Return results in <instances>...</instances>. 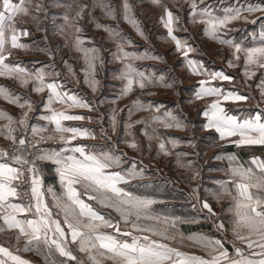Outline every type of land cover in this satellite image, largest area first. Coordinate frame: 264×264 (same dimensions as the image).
Here are the masks:
<instances>
[{
	"label": "snow or ice",
	"instance_id": "1",
	"mask_svg": "<svg viewBox=\"0 0 264 264\" xmlns=\"http://www.w3.org/2000/svg\"><path fill=\"white\" fill-rule=\"evenodd\" d=\"M48 3L65 8L63 24L53 23L52 27L54 31H60L66 40L70 37L72 48L83 54V67L79 69L83 73L82 82L95 94L101 87L97 68L103 69L105 59L99 47L85 46L83 29L76 20L84 17L85 9H89L87 15L91 17V9L96 4H85L82 0H68L67 3L65 0H48ZM152 3L163 9L160 22L168 40L174 44V54L180 57L177 66L199 78L194 85L192 99L187 103L192 106L195 100L211 98L199 111V116L204 118L200 129L192 124L190 130L193 136L188 139L162 137L154 126L189 128L192 122L183 116L179 100L173 108H168L167 105L145 101L138 96L130 105L118 109V102L134 93L137 87L141 91L148 86L175 87V75L166 77L163 72L156 75L155 71L142 70L135 63L140 60H162L160 55L149 50H125L126 45H134L133 40L119 33L118 29L97 22V28H104L110 37L115 36L119 40L110 56L122 62V67L113 73V78L121 81V86L111 99L103 94L99 99H89L66 89L64 82L56 79L62 75L56 67L57 51L61 45L51 48L47 44L43 47L36 45L35 41L32 44L21 42V37H29L30 32L27 28H18L17 18L30 16L38 24L41 19L39 13L45 11V5L35 4V12H32L30 0H19L18 3L0 0V76H15L22 85L31 82L32 92H46L42 101L44 112L38 117L45 123L29 124V113L34 111L35 102L28 97L13 95L0 86V96L24 109L19 118L0 111V119L8 121L0 127V135L11 141L8 148L0 149V220L3 221L0 231H4V226L18 230L16 245H19L21 237L26 238L22 246L13 245L15 252L10 247L0 245V264H30L16 254L21 251L43 255L45 264H105L106 260L111 261V264H264V107H260L264 103V0L222 8H215L206 0H189L188 23L202 24L204 35L230 50L226 59L228 67H239L242 61L245 82L260 71L256 85L259 90L256 109L242 116L230 114L225 103L248 101L252 97L242 94L239 87L224 86L222 82L233 81V75L227 74L225 70L210 68L202 59L190 56V53L198 51V46L189 43L193 39L190 35L180 37L176 34L181 30L188 32L187 27L180 23V5H177L174 13L167 4H161V0H152ZM100 6L105 7L103 4ZM107 8L108 15L116 19L114 7L107 5ZM121 8L122 18L144 36L128 0H123ZM73 12L74 16L71 15ZM245 13L248 15H242ZM257 13L260 15L251 23L261 22L262 30L258 35L254 33L251 40L239 41L230 35L234 31L233 22L243 20L247 23L249 15ZM44 39L47 40V35ZM12 49L45 52L49 61L40 62V67L33 64L32 68L23 65V62H6L7 57L12 55ZM62 62L67 73L79 83L73 66L67 60ZM105 104L108 105L105 109L108 128L103 126L104 114L92 117L69 111L85 109L88 113L99 112ZM137 111H146L150 115L132 121L131 117ZM122 113L126 118L121 116ZM83 120L97 121L100 124L99 136L108 143H83L86 139L95 140L97 130L64 123ZM135 125H143L141 131L149 141L148 150H151L153 140L158 141L157 155L163 153L165 156L172 154L167 147L169 144L171 149L181 143L195 148L199 146L196 131L202 130L208 134L200 139L210 140L214 132L221 150L213 159L227 160L228 164L224 169L209 168V171L225 172L223 178L215 180L219 187L214 191L201 192L200 184L192 188L189 202L195 215L177 216L174 210L167 207L158 210L154 205L162 201L157 198V192L138 194L132 190L137 186L128 181L143 177L147 169L142 160L130 159L127 152L120 150L119 144L124 143L132 150L140 151V142L133 132ZM121 126L123 133L114 141L109 133L117 134ZM48 131L52 134L40 135ZM32 140H35V144ZM55 140L59 141V147L39 146L45 141ZM228 145L237 151H226ZM255 146L260 147L259 154L250 151L247 161L239 158L238 152ZM175 155L199 157L200 153L180 152ZM126 163L128 167H124ZM183 166L189 168V181L195 180L199 171L193 162L189 160ZM46 168L50 170L49 174L54 175L55 183H47ZM139 187L155 188L150 184ZM225 196L231 197L225 209L231 214L227 221L215 212L209 200V197H213L219 202ZM103 209H112L118 216L114 217ZM200 221L208 222L216 235L192 233L185 237L178 229V224H198ZM225 223L231 227L226 228ZM228 232L232 236L230 242L224 238ZM185 239L193 241L205 254L182 251L168 243H181ZM228 243L231 244V251L226 247ZM77 253L85 254L87 259ZM57 254L59 258H55Z\"/></svg>",
	"mask_w": 264,
	"mask_h": 264
},
{
	"label": "crops",
	"instance_id": "2",
	"mask_svg": "<svg viewBox=\"0 0 264 264\" xmlns=\"http://www.w3.org/2000/svg\"><path fill=\"white\" fill-rule=\"evenodd\" d=\"M95 1V0H94ZM14 2L18 3L19 0H14ZM68 0H65V3H67ZM85 4H91L90 0H82ZM31 5L33 7L30 9L32 12H35V4H44L45 5V11L42 13H39L41 19L39 20L38 24L34 23L30 16H20L17 18V26L18 28H27L30 32L29 37H21V42L23 43H29L32 44L33 41H35L36 45H40L43 47L45 44L49 45L51 48H55L57 45H61L62 47L57 51V60H56V67L58 70L61 71L62 75L60 77H57L56 79H59L64 82L65 88L68 90H71L76 93H80L82 95L87 96L89 99H99L100 96L103 94L107 99H111L115 96V94L120 90L121 81L118 79L113 78V73L117 72L118 69H120L121 61L113 60L110 56L111 52H114L117 48V44L119 43V40L115 36L110 37L109 33L104 30V28H97L96 23H100L101 25H108L114 29H118L119 33H125V36L135 39H143V36H141L135 28L131 24L122 25L119 21H111L108 18H106L105 15H102L101 9L99 4L94 2L96 4V7L91 9V17L87 15V12L89 9H85V15L83 18H77L76 23L82 27L83 32L82 35L86 38L85 39V46L91 47L93 45L97 46L101 50V55L105 59V65H104V73H108L109 75L102 77L101 80V87L98 89V91L93 94L91 92V89L88 88L87 85H84L82 80L83 78H80L82 75H80L79 69L83 67V54L76 52L72 48V41L69 37L67 40L64 35L60 33V31L56 30L54 31L52 25L55 23L56 25L63 24V13L65 12V8L63 6L61 7H55L48 3V0H30ZM98 8V9H97ZM95 9V10H94ZM71 15L74 16V12L71 13ZM141 28L142 24L139 23ZM37 28L40 30L37 31ZM123 30V31H122ZM143 30V29H142ZM144 31V30H143ZM148 32H151L148 31ZM45 35H47V40L44 39ZM151 35V34H150ZM67 45V46H63ZM10 47V45H9ZM12 55L7 57L6 62H23V65L32 68L33 64H35L36 67H40L41 63H47L49 61V56L45 52L35 51L32 49L29 50H23V49H12ZM127 51H133L132 49ZM67 60L68 64L73 66L74 71L77 72L78 78L80 80L79 83H77L74 79H72L71 75L67 73L64 64L62 61ZM222 67V66H221ZM219 67L215 65V69L219 70H225L227 74H231L235 77V79L231 82L224 81L222 82L225 87L232 88L233 86H237L240 88V91L242 94H249L252 98L248 101H241V102H227L225 103L226 110H230V114H236L237 116H242L244 114L254 112L256 109L257 102L259 100V90L258 94H253L248 87H251L249 83H244L242 81L241 75L237 76L238 70H232L227 67ZM101 68L98 66L97 71L101 72ZM184 73V68L181 67V69H178V74ZM259 80L260 78V71L256 72ZM243 76V73H242ZM244 78V77H243ZM258 81L255 82V86L257 85ZM105 84V86H104ZM196 82L194 83V85ZM193 85V86H194ZM0 86L5 87L11 94L13 95H19L21 98L28 97L31 101L35 102L34 105V111L29 113V124L33 123H40L44 124L45 122L42 120H38V117L41 116L44 112V109L42 107V101L44 99V96H46V92L44 94H37L35 92L31 91L32 84L29 82L28 85H22L19 78L15 76H0ZM254 86V87H255ZM246 88V91H245ZM137 89V88H136ZM136 89L134 93L124 97L118 102V109L119 108H125V106L130 105L133 101L132 98L135 97ZM179 87L176 89L177 95L174 99V105L176 104L177 100L180 101V108L183 110V116L185 115V106H186V94L184 91H179ZM195 90V89H194ZM167 90L165 91V94L167 93ZM254 92V91H253ZM162 95H148V92L145 91L143 95L145 98V101L152 100L154 101V98H160L158 103L167 105V102H164L162 98H164L163 91L161 93ZM170 93L168 91L166 97V100L170 99ZM162 96V97H160ZM211 98H205L204 100H195L196 105L194 108V115H192V119H194L195 122L199 123V127L197 129H200L201 124L203 122V117L199 116V111L202 110L203 106L210 102ZM108 107L107 104L102 105L99 109V112H91L88 113L85 109H69L70 112L78 113V114H85L90 115L92 117H97L100 114H104V120H103V126L105 128L109 127L108 124V115L105 112V109ZM260 107H264V103L260 104ZM0 111H5L12 115L14 118H19L24 109H20L18 105L13 104L9 102L8 100H5L3 96H0ZM137 114L135 112L131 120L135 121L138 120V117H134ZM150 115L149 112L145 116H143L140 113V118L148 117ZM122 117L126 118L125 114H121ZM8 121L0 119V127L7 124ZM66 125H72V126H85L89 128H93L97 130V138L95 140L93 139H86L82 141L86 144H97V145H105L108 143L107 141L103 140L99 136V127L100 124L95 121H89V120H83V121H67L64 122ZM155 127L158 128L159 133L162 135V137H175V138H182L187 139V130L186 129H166L162 125H155ZM143 127H137L135 125L133 132L137 139L140 138L142 134ZM122 126L118 129V133L113 135L111 132L109 133L112 135V139L115 141L118 139L119 135H122ZM195 136H199V141L206 144V148H204L205 155H202L200 166L197 167L199 171V175L196 176L195 180L189 181L188 177L190 176V171L188 167H185L183 165L187 164L186 156L184 157H178L175 155V153H180L185 151L186 145L185 143L179 144L175 149H171L170 144L167 145L169 147L170 151L173 153L172 156L168 155L166 158H164V155L161 154V158H157L154 155V151L157 152L158 149V141L153 140L152 141V148L151 150H148V143L145 147H140V151H146L149 152V161L147 164V171L143 175V177H137L134 179H131L128 181L129 184L135 185L137 187L133 188L132 190L140 193L145 192H157L158 199L162 201V203H157L154 205L155 208L163 209L167 207L169 210H174V214L181 217H191L195 215L194 211L191 209V204L189 202L191 197L192 188L195 187L197 184H200L199 191L204 192L207 190L208 192L214 191L216 188L219 187L215 183L216 179L223 178L225 176L224 171H209V168H221L224 169L227 167L228 161L227 160H215L213 157L221 150V144L215 140V134L214 132L211 133L213 136V139H200L202 137H206L208 134L203 132L202 130H198L195 132ZM51 131L40 133V135H51ZM39 137L37 136V139ZM209 142V143H208ZM32 143L35 144V140H32ZM11 144V141L7 140L5 136L0 135V149L2 148H8ZM155 145V147H154ZM40 147H59V141H45ZM123 143L119 144L120 150H122ZM32 150L31 148L29 149ZM127 150L130 152L137 153L138 151H134L131 148L127 147ZM226 151L228 152H236L237 150L232 147L231 145L226 146ZM250 151H255L257 154L260 152V147L255 146L251 149H246L244 151L238 152V156L241 160L247 161L248 160V153ZM155 158L158 159L157 162L154 163ZM167 160V162L170 164V170L173 173V176L170 175V171L167 168V173H163L161 171L160 176H156L159 173L160 168L163 167L162 164ZM44 164H47L48 162H42ZM183 169L181 172L182 174L178 173L176 171V168ZM50 170L46 168V181L47 183H55V177L54 175L49 174ZM150 172H152L153 175H150ZM169 182V183H166ZM143 184H150L154 185L155 188L149 187L148 189H144L142 187H139ZM57 191H59V185L57 184ZM234 191V189H233ZM210 202L213 204L215 212L220 215L222 218L227 221V218L231 215L230 213L226 212L225 209L231 202V197L225 196L224 198L220 199L219 202L215 200L213 197H209ZM13 202H18L14 200ZM102 211L110 212L112 216H118V214L112 210V209H103ZM0 225H3V221L0 220ZM226 228H230L231 225L228 223H225ZM178 229L180 232L184 234L185 237L192 233H204L208 235H216V231L214 228L211 227V225L206 221H200L198 224H192V223H181L178 224ZM18 230L16 229H8L6 226H4V231H0V245L10 247V250H13L15 252V247L22 246L26 238L21 237V240L19 242V245H16L15 242V236L17 235ZM224 238L227 241L232 240L231 233L228 232L227 234H224ZM172 246L179 247L182 251H187L190 253H195L197 255H204L202 249L194 245L193 241L185 239L181 243H176L175 241H169ZM15 245V247H13ZM226 247H229L231 251V244H226ZM16 254L21 255L24 259L28 260L30 264H45V259L43 255H37L35 252H16ZM78 256L83 257L84 259H87L85 254L77 253ZM55 258H59L58 254ZM105 264H111V261L106 260Z\"/></svg>",
	"mask_w": 264,
	"mask_h": 264
},
{
	"label": "rangeland",
	"instance_id": "3",
	"mask_svg": "<svg viewBox=\"0 0 264 264\" xmlns=\"http://www.w3.org/2000/svg\"><path fill=\"white\" fill-rule=\"evenodd\" d=\"M94 2L98 3L99 6L101 4L105 5V7L100 6L99 9H101L102 15H105L106 18H108L109 20L119 21L122 23V25H126L128 23L122 18L121 5L123 3V0H95V1L90 0L91 4H93ZM206 2L211 3L215 8H222V7H226L228 5H232L236 3H239V4L255 3L256 0H206ZM128 3L132 5V14L135 16V19L143 25L142 29L144 30L143 31L144 36H143V39L131 38L134 42V45L133 46L126 45L125 50L132 49L133 51H137V52H143L144 50H149L150 52L154 51V53L160 55L163 59L162 60H140V61L135 62L136 65L142 70L144 69L153 70L155 71L156 75L161 74V72H163L166 77L175 75L177 79V83L175 87L168 88V91L170 93L169 100H166L167 99L166 95L168 91L166 94H165V91L167 90V88L162 87V86H156V87L148 86L143 91H141L137 87L135 97L132 98V100L136 99L138 96L141 97L143 100H145L144 98L145 95H143L145 91H147L148 93L151 92L152 95H162L161 93L163 91V95H164V98H162L163 101L167 102L168 108H173L174 99L177 96V93H176L177 87H179L180 93L181 91L185 92L187 101L192 99V94L194 91L193 85L199 78L195 76H191V74L188 73L187 69L185 68H184V73L182 72L180 75L178 74V69L179 68L181 69V67L177 66V64L180 61V57L174 54L173 52L174 44L170 40H168L166 36V30L163 28L160 22V17L163 13V9L160 6L153 4L152 0H128ZM161 4H167L174 13L177 11V5H180L179 7V14L181 17L180 23L182 26L187 27L188 32H184L181 30V31L176 32V34L180 37H185V36L190 35L193 38L192 40L189 41V43L194 44V46H198V51L194 53H190V56L192 58L202 59L207 66H209L210 68H214V69H215V65L219 67L221 66L227 67L232 70L237 69L238 70V72L236 73L237 76L241 75L240 77L242 78V81L245 83V79L242 76V61L239 67H236V68L228 67L226 63V59L229 56L230 50L226 46L221 45L217 41H214L210 37L204 35L202 24L188 23L187 14L190 11L189 0H161ZM107 5H112L114 7L115 12H116V19H113L111 16L108 15ZM242 15H248V14L245 13ZM258 15L260 14L257 13V14L249 15V21L247 23H245L243 20L233 22L232 27L234 31L230 33V35L234 37L237 41L251 40L252 34L255 33L258 35L259 32L262 30L260 21H257L255 24L251 23V21L255 19L256 16ZM150 30L151 32H148ZM122 34L125 35L124 32ZM121 65H122V62H121ZM121 67L122 66H120V68ZM80 75H82L80 78H83L82 72L80 73ZM107 75L109 74L104 73V68L101 70V72H98L99 79ZM257 78L258 76L256 74L254 77H252L250 80L246 82L251 85V87H248V89H250V91H252L253 94H258V89L255 86V82L258 81ZM233 87H237V86H233ZM245 91H246V88H245ZM159 100L160 98H154V101L157 103ZM195 105H196V102L194 101L192 106H190L187 102L185 106L186 107L184 111L185 115L187 119L192 122L189 124V128L186 129L187 136L185 137H187V139L193 136V132L190 130L192 127V124H195L196 128L199 127V123L195 122L194 119H192V115H194L193 113H194ZM140 113L143 116L147 114L146 111H137V114L134 117H138V119H141ZM140 126L143 127V125H137V127H140ZM122 130H123V127H122ZM197 138L199 141V136ZM138 140L140 142V147H145L147 145L146 143H148V139L143 134V132ZM123 145L124 146H122V151L127 152L128 157L132 160H135V161L142 160L143 165L147 169V164L149 161L148 154L150 153L146 151H138L137 153L130 152L127 150V146L124 143ZM185 145H186V149L183 152H188V153L199 152L200 153L199 157H197L196 155L186 156L187 162L190 160L193 162V166L199 167L201 163L202 155H205L204 148H206L207 145L200 141H199V146L195 148L190 147L187 143H185ZM154 152H155L154 153L155 157L161 158V154L163 153H161L160 155H157V152L156 151ZM172 154H170V156H172ZM157 158H155L154 163L158 161ZM164 158H166L165 155H164ZM168 164L169 163L166 160L164 164H162L163 167L160 168L161 170H159V173L156 176H160L161 171L163 173L164 172L167 173V169L165 168L168 167L170 171L169 173L170 175L168 176L172 177L173 173L170 170V167H169L170 164L169 165ZM148 165L150 167V164ZM124 167H128V164L126 163ZM176 171L182 174L181 172L183 171V169H180L179 167L178 169L176 168ZM150 175H153L152 172H150Z\"/></svg>",
	"mask_w": 264,
	"mask_h": 264
}]
</instances>
